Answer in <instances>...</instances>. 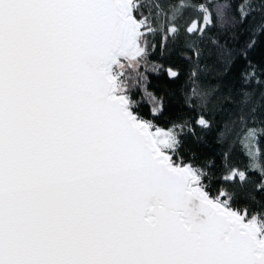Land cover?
Instances as JSON below:
<instances>
[{"label": "snow or ice", "instance_id": "snow-or-ice-1", "mask_svg": "<svg viewBox=\"0 0 264 264\" xmlns=\"http://www.w3.org/2000/svg\"><path fill=\"white\" fill-rule=\"evenodd\" d=\"M262 38L264 0H0V264H264Z\"/></svg>", "mask_w": 264, "mask_h": 264}, {"label": "trees", "instance_id": "trees-1", "mask_svg": "<svg viewBox=\"0 0 264 264\" xmlns=\"http://www.w3.org/2000/svg\"><path fill=\"white\" fill-rule=\"evenodd\" d=\"M247 38H248V33L247 32H243V34L240 36V41L239 42L243 43V41L246 40ZM262 39H264V38H262ZM253 55H254V58L256 60H260L262 57H264V49H262L261 47H258ZM182 80H183V77L181 78V82H182ZM207 82L209 84H213V83L216 82V79L214 78V76L209 75ZM233 87H234V89H237V88H239V84L238 83H233ZM233 95L235 97V101L238 103L239 99H240L239 95H237L235 91H234ZM258 95L259 94L257 93V96L253 97V100H252L253 103L257 102ZM177 101H178V98H175L174 101H173V106H172L173 114H175V111L178 110V108H179V104H178ZM227 107L235 110V105H228ZM227 116H228V113L221 112V113H219V115L216 116V120L219 122V121H221L223 119H226ZM163 120H164V118H161L160 122L162 123ZM162 126H163V123H162ZM205 140H206L207 143H206V145H202L201 146V150L211 151L215 147V144H214V132L207 133V135L205 137Z\"/></svg>", "mask_w": 264, "mask_h": 264}]
</instances>
